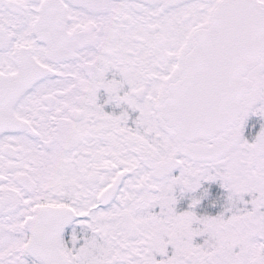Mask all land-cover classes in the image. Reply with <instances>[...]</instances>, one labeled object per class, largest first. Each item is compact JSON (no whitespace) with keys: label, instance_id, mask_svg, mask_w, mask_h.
Wrapping results in <instances>:
<instances>
[{"label":"snow or ice","instance_id":"1","mask_svg":"<svg viewBox=\"0 0 264 264\" xmlns=\"http://www.w3.org/2000/svg\"><path fill=\"white\" fill-rule=\"evenodd\" d=\"M0 264H264V0H0Z\"/></svg>","mask_w":264,"mask_h":264}]
</instances>
